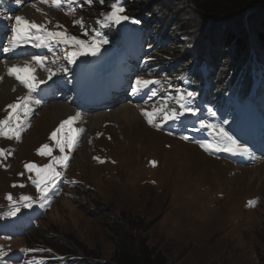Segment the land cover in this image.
<instances>
[{"label": "rangeland", "instance_id": "374dc122", "mask_svg": "<svg viewBox=\"0 0 264 264\" xmlns=\"http://www.w3.org/2000/svg\"><path fill=\"white\" fill-rule=\"evenodd\" d=\"M92 1L91 4L84 0L86 5L75 8L80 4L79 0H74L71 5L62 0V6L58 8L41 0H0V24L5 31L0 36L3 43L0 48L3 49L6 43L5 49H8L0 63L5 64L6 79L15 85L10 87L12 94L0 100V120L7 119L12 112L8 105L22 103L23 97L29 95V90L14 75L8 74L9 66L24 67L27 64L34 69L31 75L37 82L43 81L31 93L29 114L25 117L23 110L19 111L20 138L0 136V149L5 150L4 155H0V264H42L45 259L111 264L116 251L112 218L117 216L138 225L142 237L167 257L168 264H264L263 138L257 139L260 146L245 145L238 140L240 136H236L237 139L233 131L223 127L214 117L204 122L215 127H201L198 122L192 129H187L192 134L190 140L183 139L184 134L176 135L172 126L160 130L149 124L144 112L157 110L154 124L159 125L165 113L169 109L173 111L175 106L168 107L169 100L161 98L166 92L162 88L157 96L148 95L144 89L133 92L139 69L125 53L134 54L137 46L117 50L108 43L101 45L100 51L87 60L84 73L85 79L93 76L92 85L83 87L74 83L73 69L68 64L69 54L78 46L58 40H45L40 44L35 39L14 49L9 44L14 17L28 6L41 16V25L47 31L64 32L89 45L93 39L99 42L102 37L95 38V31L90 33L86 26V18L94 14V3L100 2ZM160 1L166 4L165 13L173 8L179 10L177 0ZM186 14L189 26L205 27L207 33L222 27L202 24L197 14ZM263 20L264 10L249 13L244 19L234 21L225 33H238L241 26L250 48L255 33L263 31ZM32 35H36L35 30ZM223 51L229 55L225 62H230V51L226 48ZM88 55L90 53L76 57L72 64ZM34 57H40L41 63ZM261 60L264 61L263 55ZM152 76L144 72L141 78L152 80ZM112 77H117V85L122 83L113 93L116 96L118 92L120 97L114 105L101 109L100 85ZM109 85L116 89L112 81ZM167 88L175 90L176 87L169 85ZM90 90L96 98L91 96ZM90 102L95 111L89 110ZM56 104L69 106L70 113L50 120L46 109ZM125 105L139 110V120L116 113ZM236 110L240 114V109ZM74 111L81 112L84 117L82 122L78 119L73 125L83 132L77 137L73 150L65 149L67 166L55 165L61 176L49 185L47 195L42 196L32 182L37 178L35 170L30 172L25 165L34 163L43 167L52 162L53 157L62 155L50 136L62 121L76 115ZM219 128L248 151L233 155L206 151L201 147L203 143L223 146V138L217 134ZM246 128H252V123ZM263 128L264 123L260 130ZM140 135L145 136L143 141L139 138L144 136ZM176 141L196 147L203 156L178 146ZM45 144L52 148V155L38 154V149ZM9 194L11 201L7 199ZM22 196L31 197V200L26 202ZM17 208L16 215H8ZM31 213L39 216L32 220L36 226L24 235L18 233L14 224L24 216L27 221L31 220Z\"/></svg>", "mask_w": 264, "mask_h": 264}, {"label": "trees", "instance_id": "16d2710c", "mask_svg": "<svg viewBox=\"0 0 264 264\" xmlns=\"http://www.w3.org/2000/svg\"><path fill=\"white\" fill-rule=\"evenodd\" d=\"M114 2L117 0H103V3L97 2L99 5L95 2L94 14L84 21L90 33H102L109 41L118 43L121 30H116L114 24L105 26L103 16L111 11ZM118 2L125 9L123 15L129 17L123 22L141 29L140 58L145 71L151 73L155 81L149 85L156 96L160 94L159 89L166 91L161 98L169 100L168 107L174 104L175 109H169L168 113L179 114L174 119L178 125L185 126L193 119L181 107L184 104L201 115L217 118L235 137L254 139L259 136L264 123V61L261 60L264 20L263 31L255 33L250 48L241 26L238 33H225V29L228 31L237 19H244L249 13L264 10V0H177L179 10L173 8L168 13L164 12L166 4L160 0ZM81 3V6L86 5L84 0ZM187 12L197 14L202 24L222 27L207 33L205 27L189 26ZM225 48L231 53L230 62H225L229 58L223 51ZM73 76L80 81L82 71H75ZM169 85L175 86V90L167 88ZM188 92L194 95L188 97ZM181 95H184L182 101ZM250 122L252 128L247 129ZM112 223L116 251L111 264H168L167 257L148 244L139 233L141 228L130 219L117 216L112 218ZM46 264L86 263L75 259L70 262L48 260Z\"/></svg>", "mask_w": 264, "mask_h": 264}, {"label": "snow or ice", "instance_id": "6c2138e0", "mask_svg": "<svg viewBox=\"0 0 264 264\" xmlns=\"http://www.w3.org/2000/svg\"><path fill=\"white\" fill-rule=\"evenodd\" d=\"M41 2L48 3L51 6L58 8L62 6V0H41ZM66 2L71 5L74 0H66ZM87 2L91 3L92 0H87ZM100 2L103 3V0H100ZM110 7L111 11L104 17L105 26L112 24L120 25L122 21H126L129 19L128 16L121 14L125 11V9L120 6L118 0L117 2L111 4ZM14 22L15 25L11 29L12 38L9 41V44L13 49L20 46V44L27 42L29 39L38 40L40 44H43L45 40H58L65 44L71 43L78 47L76 48V50L72 51L69 54V63H73L75 61V58L81 55H87L89 53L91 55H96L100 51L101 45L108 43V41L104 39H101L99 42L93 39L91 41V44L89 45L87 44V42L79 40L76 37H69L64 32H49L44 28L43 25L28 21L22 16L14 17ZM133 22L139 23V21ZM78 23L83 24V21H78ZM32 30H35L36 35H32ZM97 35H99V33H97ZM7 50L8 49H5V51ZM34 59L37 61V63H41L40 57H34ZM64 71H66V69H64ZM32 72H34V69H31L27 64L24 67L13 66L8 69V74L14 75L15 78L19 80L29 90V95L23 97L22 103L8 105V108H10L12 112L9 114V117L7 119L0 120V136H4L8 139L16 138L17 140L20 138V129L22 121L19 115V111L22 109L25 117L29 114V112L31 111V109L29 108V103L32 102L31 93L36 91L39 86V83H43V81H39L38 83L36 77L34 75H31ZM21 73H26L27 75H21ZM49 78H51V75L49 76ZM153 83H155V81L137 78L134 82L133 92L138 93L142 91L143 88ZM152 94L155 95L154 92ZM193 95L194 93H187L188 97H192ZM180 100H184V95L180 96ZM35 102L39 103V101ZM181 107L184 109V111L189 112L192 115L196 114L195 110L191 107L185 106L184 104H181ZM156 111L157 110H154L152 113L144 112L143 114L148 117L149 124H153V126L159 127V125L154 124V116ZM159 111H163V109H160ZM178 115L179 114L175 112L171 114L165 113L164 119H177ZM78 119L79 113H76V115L71 116L67 120L62 121L59 127L51 133L50 139L55 141L56 147L62 154L61 156L53 157L52 162L43 167H38L34 163H29L25 165V168L28 171L31 172L35 170L37 178L32 182L36 185L37 189L40 191L42 196L47 195L48 191L50 190L49 185L54 184L55 180L61 176V173L55 170V165H63L65 167L67 166L68 155L65 154V149L67 148L68 151L73 150L77 142V137L80 133L83 132V129H77L73 126L75 121ZM200 124L201 127H215L213 125L206 124L203 120L200 121ZM217 134L223 138V146L219 144L214 145L211 143H203L201 144V147H203L206 151H224L229 152L233 155H243L248 151L246 147H242L239 141L233 136L229 135L223 128H219L217 130ZM182 138L185 140L189 139L187 136H184ZM4 152L5 150L0 149V155H4ZM38 154L50 156L52 155V148H50L48 144L42 145L41 148L38 149ZM152 163L155 166V162ZM13 186L15 187V185ZM21 187H23V185H21ZM7 199L11 201L12 196L9 194ZM21 199L27 202L31 200V197L22 196ZM25 206H30V204H26ZM18 211L19 209L17 208L14 211L9 212L8 215L14 216Z\"/></svg>", "mask_w": 264, "mask_h": 264}, {"label": "bare ground", "instance_id": "6f19581e", "mask_svg": "<svg viewBox=\"0 0 264 264\" xmlns=\"http://www.w3.org/2000/svg\"><path fill=\"white\" fill-rule=\"evenodd\" d=\"M41 9L43 8V6L40 7ZM40 9V10H41ZM44 11V10H43ZM47 11V10H46ZM1 13V11H0ZM12 16V15H11ZM10 16V17H11ZM14 16V15H13ZM19 16H22L24 18H26L28 21H31V22H35L36 24H42V19H41V16L39 14H36L32 8L30 6H28L23 12L19 13ZM9 21H10V18H9ZM22 64V63H21ZM9 66V65H8ZM12 66H9V68H11ZM5 64L3 63H0V79L2 78V80L0 81V90H1V97H0V100H5L6 99V96H9L11 93V90H10V87L13 86V81L10 79L8 80V78L6 79V74H5ZM43 78V77H42ZM42 80V79H41ZM115 80V79H114ZM15 87V85L13 86ZM12 87V88H13ZM16 89H17V86H16ZM100 89L103 91V96L101 98H105L104 99V102L107 103L108 101H110V98L109 96H111L113 94V89H110V87L108 86V81H105L102 85H100ZM117 89V88H116ZM21 92V91H20ZM58 104V103H57ZM55 105L53 107H48L49 109H46L47 112L50 113V120H51V117L53 119H57L58 117L60 116H65L67 114L70 113V107L67 106V105ZM120 110L119 111H115L116 113H121L124 117L128 118V119H136V120H139L138 118V111L139 110H134V109H131V108H128L127 105L125 106H122L121 108H119ZM46 112V113H47ZM76 113V111H74ZM45 114V113H43ZM48 114V113H47ZM138 118V119H137ZM84 120V117H82L81 115V112L79 113V121L82 122ZM144 126V125H143ZM133 127V126H132ZM144 129H146L147 131V127H143ZM134 130V129H133ZM140 136H144V135H140ZM158 137H160L161 135L160 134H157ZM145 136L142 138H139L140 140H144ZM133 139V138H132ZM135 140V139H134ZM133 140V141H134ZM129 141V140H128ZM178 146L180 147H184L186 148L188 151L190 152H195L198 156H203V154L200 152V150H198L196 147H193V146H187L181 142H178L176 141ZM187 156V153H184Z\"/></svg>", "mask_w": 264, "mask_h": 264}]
</instances>
